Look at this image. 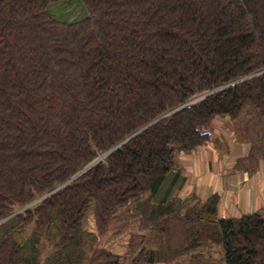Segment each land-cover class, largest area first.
<instances>
[{"label": "trees", "instance_id": "obj_1", "mask_svg": "<svg viewBox=\"0 0 264 264\" xmlns=\"http://www.w3.org/2000/svg\"><path fill=\"white\" fill-rule=\"evenodd\" d=\"M54 1L0 0V264H120L85 250L82 223L92 210L103 232L132 200L123 264H264V206L219 217L218 193L156 195L213 115L250 144L238 169L264 158V0H82L73 21Z\"/></svg>", "mask_w": 264, "mask_h": 264}, {"label": "crops", "instance_id": "obj_2", "mask_svg": "<svg viewBox=\"0 0 264 264\" xmlns=\"http://www.w3.org/2000/svg\"><path fill=\"white\" fill-rule=\"evenodd\" d=\"M201 129L208 133L207 140L190 151L177 153L176 164L166 173L156 195L168 191L170 198L194 202L218 193L219 217L240 216L262 208L264 158L253 172L237 168V160L248 155L250 144L236 139L229 115H213Z\"/></svg>", "mask_w": 264, "mask_h": 264}, {"label": "rangeland", "instance_id": "obj_3", "mask_svg": "<svg viewBox=\"0 0 264 264\" xmlns=\"http://www.w3.org/2000/svg\"><path fill=\"white\" fill-rule=\"evenodd\" d=\"M49 8L53 16L65 21H73L81 18L86 14V9L82 0L54 1L49 4ZM147 196L148 193H145L143 198H146ZM135 205V200H132L129 203L119 207L115 215L112 216L108 228L103 232L99 231L95 221V217L92 213V210H90L86 214L82 223V229L88 237V243L84 247L85 250H90L92 246H104L107 248H111L121 254L120 264H123L126 260H128V246L132 242H134L135 246V244L138 242V239L136 241L137 237H135L133 233L137 232L138 234L140 227V218L137 217V213H135ZM144 232H146L147 234V244L157 251V249H159V239L156 236L155 231L149 230V228H147L146 230H144ZM29 234H33L31 223L25 226L20 233L23 238H27ZM40 247L42 248L43 253L41 254V258L45 257L49 252L52 251V245L48 239L44 241L43 238ZM209 250H205V254L207 256H222L223 252L220 245L213 244ZM183 258H187V255ZM170 264L175 263L173 262Z\"/></svg>", "mask_w": 264, "mask_h": 264}, {"label": "water", "instance_id": "obj_4", "mask_svg": "<svg viewBox=\"0 0 264 264\" xmlns=\"http://www.w3.org/2000/svg\"><path fill=\"white\" fill-rule=\"evenodd\" d=\"M196 98H198V97H196ZM196 98H195V99H196Z\"/></svg>", "mask_w": 264, "mask_h": 264}]
</instances>
